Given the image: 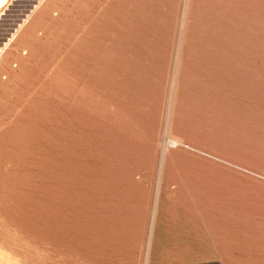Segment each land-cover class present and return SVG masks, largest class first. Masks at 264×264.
I'll list each match as a JSON object with an SVG mask.
<instances>
[{"label": "rangeland", "instance_id": "rangeland-1", "mask_svg": "<svg viewBox=\"0 0 264 264\" xmlns=\"http://www.w3.org/2000/svg\"><path fill=\"white\" fill-rule=\"evenodd\" d=\"M20 24L0 264H264V0H37Z\"/></svg>", "mask_w": 264, "mask_h": 264}, {"label": "water", "instance_id": "water-1", "mask_svg": "<svg viewBox=\"0 0 264 264\" xmlns=\"http://www.w3.org/2000/svg\"><path fill=\"white\" fill-rule=\"evenodd\" d=\"M37 0H16L0 20V49L19 26Z\"/></svg>", "mask_w": 264, "mask_h": 264}, {"label": "bare ground", "instance_id": "bare-ground-1", "mask_svg": "<svg viewBox=\"0 0 264 264\" xmlns=\"http://www.w3.org/2000/svg\"><path fill=\"white\" fill-rule=\"evenodd\" d=\"M9 4V3H8ZM7 4V5H8ZM6 7V6H5ZM37 8V7H36ZM3 14V13H2ZM1 14V15H2ZM32 14V13H31ZM21 25V24H20ZM20 27V26H19ZM22 27V26H21ZM19 30V29H18ZM16 33V32H15ZM13 35V34H12ZM15 36V35H14ZM13 38V37H12ZM10 39H11V37H10ZM10 39L8 40V43H9V41H10ZM11 40H13V39H11ZM7 42L4 44V46L0 49V52L2 51L3 52V49L5 50V47H7V45H9ZM1 54V53H0Z\"/></svg>", "mask_w": 264, "mask_h": 264}]
</instances>
